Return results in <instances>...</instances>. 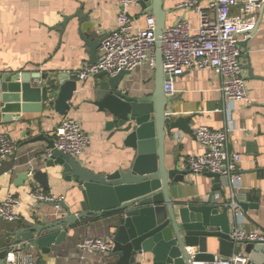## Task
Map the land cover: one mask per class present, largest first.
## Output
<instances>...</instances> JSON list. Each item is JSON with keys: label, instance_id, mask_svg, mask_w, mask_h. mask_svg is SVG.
I'll return each instance as SVG.
<instances>
[{"label": "crops", "instance_id": "obj_1", "mask_svg": "<svg viewBox=\"0 0 264 264\" xmlns=\"http://www.w3.org/2000/svg\"><path fill=\"white\" fill-rule=\"evenodd\" d=\"M184 0H164V8L170 13L166 26L180 18H187L192 27L198 25L197 14L187 8L176 9V4ZM264 5V0H263ZM260 8L259 27L245 39L242 47V62L252 104L225 100L221 91V78L213 70H186L174 82V93L168 95L169 112L176 116H191L192 133L175 130L166 140V163L168 166L179 164L187 169L188 159L206 151L196 138L194 130L208 126L220 130L230 128L229 148L241 154V188L236 192L245 194L247 208H239L238 224L248 231L264 232V80L251 77L247 66L251 65L255 76L264 77V7ZM85 16L91 36L104 38L117 27L119 0H0V80L5 74L68 72L78 82L71 108L64 115L54 106L45 103L43 109L32 108L22 112L21 120L0 125V130L9 132L20 143L14 158L0 159V203L8 194L20 197L17 211L22 221L8 222L0 219V250L15 243L13 232L24 220L40 218L37 203L29 196L30 185L15 184L18 174L42 169L50 174V190H45L36 181L35 189L62 196L64 202L73 198L81 199V192L74 182L62 178L59 169L47 168L42 155L47 151L48 142L32 138L44 135L55 139V130L65 117L80 121L90 135L91 142L76 159L85 167L97 173H111L131 166L137 151L125 145V132L108 129L112 116L101 111L93 103L100 79L95 75L86 80L75 76L82 62L90 59L89 47L77 32L78 18L69 21L66 29L62 26L66 16L78 12ZM135 15V27L146 28V17L141 4L131 6ZM233 14L240 13V6L232 8ZM242 37V41H245ZM99 51V50H98ZM155 71L141 66L125 75L121 89L134 97H143L154 87ZM41 78L38 83H43ZM3 106L0 93V111ZM174 110V111H173ZM253 150H256L255 152ZM188 170V169H187ZM208 173L186 176L179 198L192 200L206 197L213 186ZM31 184V183H30ZM218 195H220L218 193ZM235 203V202H234ZM236 204H239L236 203ZM53 212L60 213L59 208ZM120 216L87 217L82 219L59 246L53 247L49 255L37 250H25L32 256L33 264L42 258L41 264H105L113 262L109 255L94 252H81L77 244L87 236L113 238ZM217 239L209 247L210 252L218 253Z\"/></svg>", "mask_w": 264, "mask_h": 264}, {"label": "water", "instance_id": "obj_2", "mask_svg": "<svg viewBox=\"0 0 264 264\" xmlns=\"http://www.w3.org/2000/svg\"><path fill=\"white\" fill-rule=\"evenodd\" d=\"M137 2L145 13H153L156 20L154 87L146 96L134 97L121 89V81L129 71H121L115 76L101 71L96 74L100 82L93 102L99 110L112 116L108 129L126 133L125 145L137 151L136 159L127 168L102 174L55 149L46 162L47 168H58L62 178L74 182L81 192V199L75 197L72 202L38 206L40 218L24 220L13 232L15 243L22 241L26 250L49 255L82 219L118 215L120 219L113 236L115 247L109 255L113 262L105 264H193L212 260L216 253L210 252L209 247L214 239L219 243L217 254L229 257L241 250L249 256V264H264V243L244 242L237 246L230 236L231 225L238 221L239 208L246 209L248 203L245 194L232 189L228 176L207 172L214 183L206 197L179 198L181 186L190 171L180 168L179 164L167 165L165 144L175 130L192 133L193 128L191 116H176V112L168 111L174 107H170L172 99L164 88L162 34L170 11L164 8V0ZM73 18H78L77 32L89 47V61L94 64L105 37L88 33L90 27L80 11L74 17L66 16L62 22L64 29ZM246 42L241 41L240 45L246 48ZM247 69L251 77L264 80V77L254 75L251 65ZM41 78L44 82L40 84ZM77 82L68 72L5 74L1 84L0 125L18 122L22 112L32 108L42 110L45 103L65 115L71 108ZM38 140H45L48 148H54V139L44 135L30 141ZM33 178L43 189L50 190L48 171L36 170ZM28 179L29 172H22L15 184L23 186ZM233 202H239L238 206L234 207ZM53 208H59L61 212L54 213ZM6 254L7 249L0 250V264H4ZM41 262L39 257L37 263Z\"/></svg>", "mask_w": 264, "mask_h": 264}, {"label": "built area", "instance_id": "obj_3", "mask_svg": "<svg viewBox=\"0 0 264 264\" xmlns=\"http://www.w3.org/2000/svg\"><path fill=\"white\" fill-rule=\"evenodd\" d=\"M137 0H119L117 27L105 36L98 51V60L92 64L85 60L75 74L78 80L106 71L115 76L121 71L132 72L141 66L156 69V20L152 14L146 17V28L136 29L131 6ZM263 0H184L176 9L187 8L197 14L198 25L192 27L187 18H180L166 26L162 34L163 70L166 75L165 91L174 93V82L186 70H213L221 78V91L228 102L241 101L252 104L242 62V37L247 39L259 20ZM240 6V13L232 8ZM0 80V93L2 92ZM231 129H212L200 126L194 130L196 138L206 151L188 159L189 175L214 172L228 176L232 189L241 188V154L229 148ZM90 135L75 118H63L55 130L54 148L42 155L50 159L55 149L71 157H79L90 145ZM20 143L9 132L0 130V159L14 158ZM34 172L29 171V196L35 202L60 203L62 196L35 189ZM31 183V184H30ZM234 194V193H233ZM20 197L8 194L0 203V219L8 222L22 221L17 211ZM234 207L238 204L233 202ZM230 236L237 246L244 242L264 243V232L248 231L238 221L230 227ZM25 243L19 241L7 248L4 264H33L32 256L24 253ZM78 249L98 254H111L115 243L110 237L87 236L77 244ZM250 258L243 251L226 257L216 254L212 260L193 264H249Z\"/></svg>", "mask_w": 264, "mask_h": 264}]
</instances>
